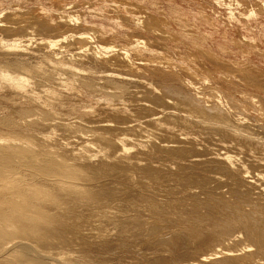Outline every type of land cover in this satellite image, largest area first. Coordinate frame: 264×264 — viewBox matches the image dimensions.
I'll return each mask as SVG.
<instances>
[{"label": "bare ground", "instance_id": "obj_1", "mask_svg": "<svg viewBox=\"0 0 264 264\" xmlns=\"http://www.w3.org/2000/svg\"><path fill=\"white\" fill-rule=\"evenodd\" d=\"M121 3L122 2H120V4ZM154 4H156V2ZM234 4H236L235 0ZM226 6H228L227 3ZM258 8V10H252L250 12V16L257 15V12H259V14H264V2ZM141 13L143 14L142 11ZM72 14H74V12ZM26 15L29 16V20H27L29 22L41 21L38 24V30L40 29V25H42L44 31L47 30V33L55 31L53 34H57L58 31H61L62 33L73 32L75 34L72 29L73 24L71 26L69 19L65 16H61L63 20L59 22V25H47L48 22H44L46 21L45 19H40L41 17L37 10H32L31 12L26 11L25 13L22 12L20 15L18 13L16 14V12L10 14L8 13L5 19L4 17H0V28L6 29V32H8L7 30H10L9 27H11L10 25L8 26V23L11 24L13 22L23 21L24 19H27L25 18ZM54 15H56V13ZM147 17L148 20L144 21L145 27H148L147 29L151 27V30L155 26L157 34L160 31V25L165 24L167 21L164 17H161V19L150 15ZM74 18L79 20V17ZM71 19L73 20L72 17ZM33 23V26L37 25L35 22ZM124 23H126V20ZM32 24L29 23V25ZM21 27L22 26L20 24L18 26V30L21 29ZM33 28L31 27L30 31ZM36 28L35 30H37ZM13 30H15V32L18 31H16V29ZM161 31L164 30L161 28ZM96 32L99 35L98 38L100 37L102 39L103 32L99 29ZM21 34L24 36L28 35L30 37V33H22L21 31ZM53 34L51 33V35ZM76 34L77 35H74V39L72 41L70 40L69 43L66 41L67 37L64 36L62 39L54 38L55 40H48L46 42L43 41L44 43H39L37 40V44L41 45V47H45V49H50L49 52L47 49L46 51L48 54H53V57L55 55V50L53 51L55 46H60L61 44V47H59L61 51V48H63L62 44L66 43V48L67 46L70 47V45L72 48L77 45V49L79 50L77 54H74L75 58L66 60L64 58L67 56L65 48V50L62 49V53H65L66 56L61 54V57L50 59V62L54 67H56L54 68L55 71L60 68V71L66 70L71 73V77H73V75L78 77L76 80L79 81L81 86H88L92 89L96 84H101L104 89L113 90V88L116 89L117 86L122 89L129 88L131 85H135V81L131 79L132 77L143 78L146 74L151 76H147L148 79H152V76L155 77L160 75H164V77L170 75L177 78L176 74L172 72V69L161 70L153 65V67H151L145 64L136 66L131 64L129 61V53L125 51V49L124 52H120L117 48L118 45H105L103 43V39L99 40L97 44H94L93 38L87 34L82 32H76ZM162 34L163 32L161 35ZM17 35L16 37L19 38L18 36L20 34L18 36ZM33 35L35 36V34ZM140 36L141 35H139V38H141ZM165 36L168 37V35ZM105 41L109 42L107 40ZM142 43L146 46L151 45V43H149V45L148 41H144V39L142 40ZM129 44H131V42H129ZM129 47L131 48L132 46ZM21 48H19V50ZM31 49L33 53V50L35 49L32 48V46L30 47V50ZM70 49L71 48H69V50ZM129 50L131 52V49ZM41 51L44 52L42 49ZM200 51L203 58L205 57L207 60L209 59L218 65L229 66L230 72H234L237 77L243 79V81L245 80L248 84H252L256 88L264 90L263 71L252 66L244 65V63H242L243 67H235L225 63L220 57L216 56L209 50L201 49ZM185 53H187V51ZM29 56L32 57V54ZM136 57L134 58L136 59ZM69 58L71 57L69 56ZM188 58L191 59L190 56ZM135 59L133 61H135ZM144 59L139 60L137 57V60L139 61ZM197 59L195 58L196 61H199ZM17 62L18 61H16V63ZM84 63L91 65L92 67L87 68V66L85 67L83 65ZM154 63L156 64L157 62H153L152 64ZM161 63L163 64V62ZM28 64L30 65V63ZM37 64L40 63L37 62ZM158 64L159 63L156 65L158 66ZM200 64L203 67L201 62ZM82 65L86 69L83 68ZM8 66L7 68H9ZM11 66L13 68V65ZM16 66L17 64L15 65V70L20 73V70H17ZM25 66L26 64H24L23 67ZM102 66H105V68L106 66H116L120 69L122 68L121 70H127V72H116L117 70H120L117 68V70L114 68V70L106 69L98 71L97 69ZM3 67H1L0 63V82L10 86L11 90L14 91L17 96L25 97L28 93L29 89L27 90V87L29 86L31 80L24 77L26 73H28L26 71V67L24 68L25 71L22 70L23 73L26 72L25 75L23 74L24 76L22 74L19 75V73H11L13 71L15 72V70H11V72L6 71V68L5 70L2 69ZM204 67L206 71V66ZM220 67L221 66H219V69ZM49 69L53 68L49 67ZM179 69L182 70L181 68ZM39 70L40 67L34 68L35 73H38ZM211 70L212 69H210V71ZM30 71L32 72V70H29V72ZM62 71L61 74H63ZM208 71L209 70H207V72ZM226 71L227 70L225 69V72ZM41 73L44 74L42 71ZM144 73L145 76H142ZM33 74L34 73L32 72V76H34ZM46 74L47 73H45V75ZM43 77L45 76L43 75ZM164 77H161L162 80ZM186 77L188 76L186 75L184 77L185 80H188L189 78L186 79ZM62 78L60 77V79ZM73 81H75V78ZM168 81H170V79ZM147 82H143L142 80L138 82L139 84H136L138 87L142 86L144 88L143 92L145 98L142 97V99H140L138 96L134 95L131 97L127 91H124L129 94L130 97L127 96V99L125 97L127 94H125L124 97L120 96L124 101H126V104L122 105V107L124 106L123 108L118 105L115 106V104L111 103L105 104L113 106L109 117L114 120H108L107 118H104V120L107 119L106 121L114 123H106L104 120H101L102 118L99 120L97 116H93V118H83V116L78 119L73 117L76 119L74 121L72 120L73 122H70L69 120L70 123L68 124L71 126H75L79 129H84L85 131L92 133V137H89L90 139L88 137L85 139L84 137L78 136L79 141H73V143L71 142L66 145H62V141L60 143L62 146H60L59 142H52L59 145L54 149L56 146L54 144L52 149H49V154V150H47V152L45 150L46 154H43V151L40 154L38 153L40 150H37V152L34 150L35 148H32L26 143H18L13 139L0 137V264H72V258L70 256V258H68L66 253L67 251L65 249L62 250L61 248L65 242L73 243L82 241L83 243V240H85L86 244L89 242L91 245L100 246L99 249H101V247L104 248L109 243L113 244L111 241L109 242V238L111 236L113 238L114 236L119 237V239L121 238L120 241H122V238H124V240H130L131 238L136 240V238H142L147 242L150 238H152V236H156L154 233L158 234L156 232H162L163 230L170 232L171 234L168 236L169 238L164 236L166 239L161 237L165 232H162L163 234L161 233V236L160 233L157 235L161 237L159 240L162 238L164 239V241L161 240L164 243L161 245L164 246L166 244L174 251H179L181 246L185 244L195 246L196 249L205 248L209 250L185 264H264V136H256L259 131L258 127L260 126L246 120L244 118L246 117L245 115L243 118L239 117L235 120L232 117L231 112L226 108H223L218 101V95H216V93L221 90H216L217 92L215 94V91L212 92V94H214L213 98L217 96L216 100L208 99L206 101L205 99L207 97L205 99H203L204 97H194L193 95H196L195 92L194 94H191L190 92L182 90V94L178 92L180 95L175 92L170 94L169 92H173L175 89L179 88L177 87L173 90L171 89V86H168L170 90H172L168 92L167 89L165 90V86H162L159 83ZM177 82L180 85V82H183V80H177ZM191 82L192 81L189 83L191 84ZM176 83L174 85H176ZM204 83L208 82L204 81ZM171 84L172 83L170 82V85ZM181 84L183 85L184 83ZM185 84L183 87H185ZM208 84L207 86H209ZM192 85L196 86L195 84ZM133 87L131 88H136ZM138 87L136 88L137 90ZM187 87L188 85H186L185 88ZM204 89L205 88H203V90ZM33 91L35 90L33 89ZM205 92H207V90ZM134 94L138 95L139 92L137 93L136 91ZM106 95L115 99L117 94H111V92L108 91ZM224 96L226 95H223V97ZM229 98L227 97L226 99ZM118 99L120 100V98ZM223 100H225V98H223ZM229 100L231 101V98ZM127 102L129 104H127ZM257 102L259 101H256L255 103ZM260 104L263 105L261 102ZM230 106L231 105H229V107ZM233 106L237 105L233 104ZM257 106H259V104ZM13 109H15V107ZM20 110L17 109V111L22 112V109ZM255 111L256 110H254V112ZM19 112L15 113L18 114ZM257 113H259L258 110ZM240 114L241 112H235L234 116H238ZM88 115L89 113L87 116ZM29 116L26 115V117ZM26 117H24V119ZM36 117H38V114ZM246 118H249V116ZM3 119L5 118L0 120ZM32 119H34V117ZM44 120L50 121L51 119L49 120L48 117V119H43V121ZM4 121H2V123ZM41 122L42 121H34L33 124L35 123V125H39ZM54 122L57 125L60 123V121ZM2 123L0 121V124ZM43 125H45L48 129L53 126L52 124H50L52 126H49V123H43ZM45 126H43V128ZM197 126L203 130H208L209 134L215 133L220 136L219 138H215L211 135L199 139V136H196L195 133ZM125 132H129V134L134 138L125 136ZM260 133H263V131H260ZM4 134L5 133L1 135ZM13 137L15 138V136ZM50 137V134L48 136L39 137L38 141L44 144L48 143V145L50 144L51 146L53 144L50 143ZM78 137L76 138L77 140ZM32 139L34 138L32 137ZM48 145H46V147ZM150 156L159 160L161 164H157L155 161L149 159ZM164 162H171V165L168 163L165 164ZM199 171H202V175H199ZM203 172L210 173V175L206 176ZM195 188H199L203 191L205 197L201 194L200 195L203 198L199 197L200 190L199 193H197L198 190L196 189V191ZM161 193H168L174 197L163 200L159 198L162 196L160 195ZM164 196L166 195L164 194ZM187 217H190V220L186 222L187 224H184L183 219L185 218L186 220ZM138 241L139 240H137V242ZM117 242L118 240L115 244ZM132 242L135 241L132 240ZM156 242H158L157 244H160L159 241ZM115 244L113 246H115ZM126 245L129 246V244ZM161 245L159 247H162ZM122 247L125 246L122 245ZM93 248H95V246ZM163 248L166 249L165 247ZM115 250L117 251V249ZM121 250H123V248ZM130 250H128V252ZM99 252H104V250H99ZM92 254L93 252L91 255ZM107 258L103 259L107 261ZM95 259L92 258L91 260L97 261V259ZM104 260L99 262L101 264H106ZM172 261L168 262V264H173L174 262ZM179 262L178 264H184Z\"/></svg>", "mask_w": 264, "mask_h": 264}, {"label": "rangeland", "instance_id": "obj_2", "mask_svg": "<svg viewBox=\"0 0 264 264\" xmlns=\"http://www.w3.org/2000/svg\"><path fill=\"white\" fill-rule=\"evenodd\" d=\"M117 1H119V2H117ZM238 1H239L240 6L238 5ZM120 2H122L121 3L122 6L123 7L125 6L124 8H126L127 10L121 6ZM155 2H156V4H154ZM216 2H218V3H216ZM263 2H264V0H235L236 4H234V0H126V3H125V0H122V1H120V0H116V1L115 0H0V17H4V19L8 13L10 14V13L16 12V14L18 13L20 15V14H22V12L25 13L26 11L31 12L32 10H34V11L37 10L40 14V17H41V18L40 17L39 18L41 20L45 19L46 21H44V22H46V23L48 22L47 25H53V26L59 25V22L61 20H63L61 18V16H65L66 18L69 19V23H71V26L73 24L72 29L75 32V34L73 32H70V33H64L63 32L64 35L61 31H58L57 34H53L55 31L47 33L46 32L47 30L45 29L46 31H44L42 25H40V29L38 30V27H39L38 24L41 21H33V22H35V24H37V25L33 26L34 23L32 21H30V22L27 21V20H29V18H28L29 16H27V15L25 16V18H27V19H24L23 21L11 23L12 25L14 24L13 26L8 23V26L10 25L11 27H9L10 30H7V31L8 32L13 31L12 33H10V32L8 33V32H6V29L0 28V54L2 55V53L4 52L2 56L0 55V63H1V67H3L5 65L2 69L5 70V68H6V71L11 72V70L12 71L15 70V65L17 64L16 69L20 70V73L17 72L16 70H15V72L13 71L11 73H14V74L19 73V75H21V74L25 75L26 72L23 73V71H25L24 68L26 67V71L28 73H26V75L25 76L23 75V76L28 78L29 80L31 79L29 86H28L29 88L27 87V90L29 89L28 93H27L28 95L26 94L27 97L26 96L25 97L17 96L16 93L11 90L10 86H8L7 84H2L0 82V119L5 118L3 120H0L1 123H2V121L5 120L4 121L5 123L3 122L2 124H0V137L6 138V139H13L15 142H18V143H26V144L30 145L32 148H35L34 149L35 151L40 150L39 152L37 151L40 154L42 153V151H43V154L44 153L46 154L47 150H49V149L51 150L55 144L52 142H56V143L59 142V144H60L63 141V143H61V144L66 145V144H69L71 142L73 143V141L74 142L79 141L78 136L84 137L85 139L87 137L91 138L92 133L85 131L84 129H79L75 126H71L68 123L76 120L74 118L78 119V118L83 117V116H84L83 118H85V117L86 118H88V117L93 118V116H95V117L97 116L99 120L101 118H102L101 120H104V118H107L108 120H114L113 118L109 117V114L113 109L112 108L113 106H110V105L108 106L105 104L111 103V104H115V106L118 105L119 107H122L123 104H126V101H124L121 97H124V95L127 93H129L131 95V97L134 95V96H138V98H140V99H142V97L145 98V95L143 92L144 88L142 86L138 87L136 85L139 81H142V80H143V82L149 81L147 83H151V82L159 83L162 86H165V90L167 89L168 92L172 91L169 88L170 86L172 87L171 89H173V90L177 87L180 89V86H181V89H180L181 92L179 89H175L173 92H169V93L172 94L175 92L178 94V92H179L180 94H182L183 91H187V92H190L191 94H194V92H195L196 95H193L194 97H197V98H203L204 97L203 99H205L207 97L205 99L206 101L208 99L209 100H213V99L216 100L217 96L215 98H213V95L217 92L216 90H218V91L221 90L220 92L216 93V95H218V101L220 102L221 106L223 108H226L227 110H229L232 114V117L235 120H237V118H239V117L243 118L244 115L246 117L249 116V118H246V117H244V118L246 120L251 121L252 123L258 124L260 126V127H258L259 131L256 134V136H264L263 135L264 134V116H263L264 115V90H261L260 88H256L252 84H248L245 82V80L243 81V79L237 77V75L234 72H232V71L230 72L229 66L218 65L217 63H216L217 65H216L215 62H213L209 59L207 60L205 57L203 58V55L200 54L201 49H206V50L213 52L216 56L220 57L225 63H228L232 66L243 67L242 63H244V65L255 67V68L264 72V14H261V13L259 14V12H257V15L250 16V12L252 10H258L259 9L258 7H260ZM226 3L228 6H226ZM13 6H15V7H13ZM70 8H72V9H70ZM117 8H119V9H117ZM141 11L143 12V14L141 13ZM62 12H64V13H62ZM73 12H74V14H72ZM55 13L58 16L54 15ZM230 14H231V16H230ZM28 15H30V14H28ZM149 15L156 17L158 19H161V17H164L167 20L165 24L160 25V27L164 31H161L160 27H159L160 31L158 30L160 32V33L158 32V34L161 35V33L163 32L164 36H163V34L161 36H159L157 34V29L155 28V26L152 28L153 30L152 29L150 30L151 27L149 29H147L148 27L147 28L145 27L144 21L148 20L147 16H149ZM71 17L73 18V20L71 19ZM74 17H79V20H76ZM246 18H248V19H246ZM120 19H123V20H120ZM125 20H126V23H124ZM8 22H10V21H8ZM29 23L30 24L33 23V24L29 25ZM20 24L22 26L21 29H23L24 31L21 29L18 30V26ZM138 24H139V26H138ZM142 25H144V26H142ZM16 26H17V28H16ZM30 26L32 28L34 27L33 29H31V31H30V28H31ZM36 26H37V28H36ZM41 26H42L43 32L41 30ZM24 28H26V29H24ZM35 28L37 30H35ZM13 29H16V31L18 30L17 31L18 35L19 34L20 35L18 36L17 32H15V30H13ZM93 29H95V30H93ZM98 29L103 32L102 33V37H103L102 39L104 40L103 43L105 45H110V44L111 45H118L117 48L120 52H124V49H125V51H127L129 53V56H130L129 61L131 64H134L135 66L140 65V64H145V65L151 66V67L156 66L161 70H169V69L171 70L172 69V72L174 74H176L177 78L172 77L170 75L165 76V77H164V75H162V76L160 75L161 77H164V79L162 80V78L160 76H155L157 79L152 76V79L154 80L153 81L151 78H149V79L147 78V76L151 77L150 75L146 74V76H145V73H144V74H142V76H145L143 78H138V77H132L131 78L128 76L129 78H131L135 81V85L133 84V86H135L136 88L138 87V90L135 87H133L132 85L129 88H125L126 90L119 88L118 86H117V88L115 86L116 89L113 88V90L112 89L107 90L106 88H105L106 89L105 90L101 84H96L91 89L88 86H86V87L81 86L79 84V81L76 80V79H78V77H76L74 75H73V77H71L70 75H72V74L67 72L66 70H63V71L61 70L63 73V74H61V71L59 70L60 68H58L56 70L57 71L56 72L54 69L56 67H54L53 64L50 62V59H55L56 57H61L62 56L61 54H63L64 56L67 55L66 57H64L66 60H70L72 58H75L74 54L75 53L77 54L78 50H79V49H77L78 48L77 45H75L73 48L71 45H70V47L67 46V48H66V43L62 44L63 48H61V51L59 48V47H61V44H60V46L57 45L53 49V51L55 50L54 52L56 55V56L54 55V57H53V54H50V53L48 54L50 49L46 48L48 51L47 52L45 47H41V45L37 44L38 41L40 43L43 41L46 42L48 40H55L54 38H56V39L61 38L62 39L64 36L67 37L66 41H68V43H69L70 40L72 41L74 39V35H77L76 32L77 33L82 32V33L87 34L88 36L93 38L94 44H97V42L99 40H102L100 37H99L100 39L98 38L99 35L96 32V31H98ZM28 30H29V32H28ZM33 30H35V31H33ZM154 30L156 31V33ZM19 31H20V33H19ZM21 31H22V33L23 32L24 33L26 32L28 34L30 33V37L28 35L27 36L22 35ZM36 31H38V32H36ZM33 32H35V33H33ZM123 32H125V33H123ZM51 33L53 35H51ZM93 33H95L97 35L98 40L96 39V35ZM33 34H35V36ZM16 35L20 39L17 38ZM37 35H38V37H37ZM139 35H141L140 37L142 39L139 38ZM165 35H168V37H166ZM20 36H22L23 38ZM133 36H134V38H133ZM170 36H171V38H170ZM172 37H173V39H172ZM166 38H168V39H166ZM143 39H144V41H148V44L151 43L154 50L152 49V46L150 44H149L150 46H146L145 44H143L142 43ZM105 40L109 41L110 43L106 42ZM165 40H167V41H165ZM24 41H27V42H24ZM124 42H126V43H124ZM129 42H131L132 45L129 44ZM21 46L23 49L21 48ZM31 46H32V48L35 49V50H33L35 53L34 52L32 53V49L30 50ZM129 46H132V47L130 48ZM27 47H29V48H27ZM141 47H143V48H141ZM7 48H8V50H7ZM19 48H21V49L19 50ZM65 48H66V50H65ZM69 48H71V49L69 50ZM162 48H164V49H162ZM36 49H40V50H36ZM41 49L44 52H42ZM62 49L65 50L66 55H65V53H62L63 52ZM129 49H131V52ZM157 50H159V51H157ZM186 51L188 54L185 53ZM5 53H6V55H5ZM18 53H19V55H18ZM23 54H24L25 59L23 57ZM30 54H32V57L29 56ZM139 54H141V55H139ZM191 54H193L195 57ZM69 56L71 58H69ZM133 56L134 57L137 56L139 60L144 59V58L146 60L144 59V60L139 61V60H137V57L135 59ZM187 56L188 57L190 56L191 59L188 58ZM195 58L196 59L200 58V59H197L199 61H196ZM134 59H135V61H138V62L133 61ZM170 59H171V61H170ZM149 60H151V61H149ZM16 61H18V62L20 61L21 63L20 62L16 63ZM22 61H24V62H22ZM37 62L40 64H37ZM149 62H152V63L157 62L159 64L157 66L156 65L157 63L152 64ZM161 62H163L164 65ZM178 62H180V63H178ZM200 62L203 64V67L201 66ZM5 63L7 64V66L10 65V63H11V65H13L14 69L12 68L11 65L8 66L9 68H7ZM28 63H30V65ZM24 64H26L25 67H23ZM34 64L36 65V67H40V70L44 74H42L40 70L38 71L39 74L35 73L34 68H36V67ZM44 64H45V66H44ZM27 65H29V66H27ZM40 65H42V66H40ZM83 65L85 67L87 66V68L92 67L91 65H87L85 63ZM83 65H82V67L85 68ZM32 66H34V67H32ZM168 66H170L171 68ZM204 66H206V71H205ZM215 66H218V67H215ZM219 66H221L223 68L220 67V69H219ZM18 67H19V69H18ZM49 67H52L53 69H49ZM164 67H165V69H164ZM110 68H112V69H110ZM114 68H115V70L120 69L119 67H116V66H112V67L106 66V68H105V66L104 67L102 66L97 70L98 71H103L106 69L114 70ZM179 68H181L182 70H180ZM209 68L212 70L210 71ZM121 69L117 70L116 72H122V71L124 72L125 71V69H123V70H121ZM225 69L228 72L227 71L225 72ZM29 70H32V72L34 73L33 74L34 76H32V72L30 71L31 72L30 73ZM207 70H209L210 72L209 71L207 72ZM125 72H127V70ZM220 72H222V73H220ZM40 73H41V75H40ZM45 73H47V74L45 75ZM65 73H66V75H65ZM181 73H182V75H181ZM36 74H38V75H36ZM183 74H184V76H183ZM43 75L45 77H43ZM186 75L188 76V77H186V79L189 78L188 80H185V78H184ZM29 76H31V77H29ZM202 76H204V77H202ZM225 76H226V78H225ZM235 76H236V78H235ZM39 77H41L42 79ZM60 77L61 78L63 77L64 79L63 78L60 79ZM159 77H160V79H159ZM190 77H192V78H190ZM74 78H75V81H73ZM138 79H142V80H138ZM169 79H170V81H168ZM222 79L223 80L225 79V80L223 81ZM65 80L67 83L65 82ZM177 80L178 81L183 80V82H180V85H179ZM39 81H40V83H39ZM167 81H168V83H167ZM174 81H175V83L177 82L176 85H174L175 84ZM190 81H192L191 84L189 83ZM204 81L208 82L209 84L204 83ZM170 82L172 83L171 85H170ZM38 83H39V85H38ZM181 83H184V84L186 83L185 87H186V85H188V87L187 88L183 87L184 84L182 85ZM42 84H44V85H42ZM192 84H195L196 86H194ZM207 84L209 86H207ZM100 85H101V87H100ZM251 85H252V87H251ZM44 86H45V88H44ZM200 86L201 87L203 86V87L201 88ZM131 87H133L135 89H132ZM196 88L199 91H197ZM203 88H205V89L203 90ZM232 88H233V90H232ZM33 89L35 91H33ZM194 89H195V91H194ZM206 90H207V92H205ZM81 91H83V92H81ZM108 91H110L111 94H117L119 97L116 95L115 99L116 98L117 99L115 100L113 97L106 95L108 93ZM124 91L125 92L127 91V93H125ZM136 91H137V93L139 92L138 95L134 94V93H136ZM78 92H79V94H78ZM123 92H124V94H123ZM212 92H214V94H212ZM198 93H200V94H198ZM129 94H127L125 96L127 99H128L127 96L130 97ZM180 94H178V95H180ZM202 94H203V96H202ZM9 95H12V96H9ZM223 95H226V96L223 97ZM227 97L228 98L230 97L231 101L229 100L230 98L226 99ZM118 98H120V100ZM223 98H225V100H223ZM259 99H261V100H259ZM13 100H15V101H13ZM36 100H38V101H36ZM28 101H29V103H28ZM225 101H226V103H225ZM256 101H259V102L255 103ZM227 102H229V103H227ZM260 102L263 105H261ZM127 104H129V103L127 102ZM233 104L237 105V106H233ZM256 104L257 105L259 104V106L260 105L261 106L259 107ZM229 105H231V106L229 107ZM115 106H114V108H115ZM14 107H15V109H13ZM232 107H234V108H232ZM25 108H26V110H25ZM108 108H109V110H108ZM17 109L18 110L22 109V112L17 111ZM35 109H37V110H35ZM260 109H262L263 112ZM33 110H34V112H33ZM254 110H256L255 111L256 114H255ZM257 110L259 113H257ZM24 111H27V112H24ZM41 111H42V113L44 112L43 113L44 116L41 113ZM15 112H19V113L17 114ZM23 112H24V115H23ZM235 112H238V113L241 112V114L238 116H234ZM29 113H31V114H29ZM88 113H89V115L87 116ZM37 114H38V117H36ZM2 115H3V117H2ZM26 115L29 117H26ZM31 115L34 117V119H32L33 117ZM7 117H9V118H7ZM24 117H26L25 118L26 120L24 119ZM48 117H49V120L51 119L50 121L52 123L48 120L47 121L44 120L45 122L43 121V119H48ZM53 117H55L56 119ZM39 118L40 119L42 118V119L40 120ZM71 118H73V119H71ZM107 119L104 120L106 123L108 122V121H106ZM69 120H70V122H69ZM255 120L257 123L255 122ZM32 121L33 122L34 121L35 122L36 121H42L44 124L49 123V126H52V125L53 126L49 127V129H50L49 130L45 125H43L42 122L40 123L42 125L39 124L42 127L41 128L39 125H35V123L33 124ZM54 121H58V122L60 121V123L57 122L58 123V125H57ZM61 121H64V122H61ZM66 121H67V123H66ZM53 123H55V124H53ZM108 123H114V122H108ZM30 124H32V125H30ZM50 124H52V125H50ZM65 124H67V125H65ZM54 125H56L57 127ZM35 126H38V127H35ZM43 126H45V127L43 128ZM41 129H43V130H41ZM65 129H68V130H65ZM195 131L194 132L196 133V136H199V139H202L203 137H207V136H211V135H212V137L214 136L215 138H219V136H220V135H217L215 133L209 134L208 130H203L202 128H200L198 126L196 127ZM205 131H207V132H205ZM260 131L261 132L263 131V133H260ZM3 133H5V134L1 135ZM52 133H53V135H52ZM125 133H126L125 136H130V138H134L132 135L129 134V132H125ZM49 134L51 136L50 137V141H51L50 143H52L53 145L50 146V144L48 145V143L44 144V143H41L40 141H38L39 137L48 136ZM82 135H84V136H82ZM13 136H15V138ZM37 136H39V137H37ZM76 136L78 137V140L76 139L77 138ZM122 136H124V135H122ZM32 137L35 140L32 139ZM35 137L37 138V140ZM62 137H66V138H62ZM30 139H32V140H30ZM53 140H55V141H53ZM37 141L40 143H38ZM33 143H36V144H33ZM38 144H39V146H38ZM61 144H60V146H62ZM42 145H44V146H42ZM46 145H48L47 147H50V148H47ZM58 145H56L54 147V149ZM45 150H46V152H45ZM50 150L48 151V154H49ZM149 159L155 161L157 164H161L159 160L152 158V156H150ZM164 163L165 164L168 163L171 165V162H164ZM203 174L206 176L210 175V173H206V172L205 173L203 172ZM199 175H202V171H199ZM211 175H213V174H211ZM196 189L197 188H195V190ZM197 190H198L197 193H199L200 189L198 188ZM164 194L166 196H164ZM200 194L203 197H205L204 192L201 190H200L199 195ZM160 195H162V196H160L159 198H161L163 200L166 198L174 197L172 195H169L168 193H163V194L161 193ZM201 195L199 197H201ZM203 197H201V198H203ZM185 218L183 219V221H184V224H187L186 222H188L190 220V217H187L186 220H185ZM162 232L163 233L165 232V233L163 234ZM162 232L158 231V232H156L158 234L154 233V235H156V236H152V238H150L149 241H147L149 243H147L142 238H141L142 240L137 239V238L135 240L134 238L133 239L131 238L133 241H135V242H132L131 239L130 240L129 239L124 240V238H122V241H120L121 238L119 239V237H116V236H114V238H113L111 236L109 238V242L111 241L113 244L109 243L108 245L110 247L107 245L104 248L101 247V249H99L100 246L91 245L89 242L86 244L85 240H83V243H82V241L81 242H79V241L73 242V243L65 242L62 245V247L61 246L60 247L62 248V250L65 249L67 251L66 253H67L68 258H70V257L72 258L71 259V261L73 260L71 262L72 264H92V263H94V264L98 263L99 264L100 263L99 261H103L104 260L103 258H107V257H108L107 261L104 260V262H106V264H118V262H119V264H133V263L134 264H168V262H171L172 260H173L172 262H174L175 264H178L179 261H180L179 263L185 264V263L192 261L196 257H198L200 254L209 251L208 249H205V248L196 249L195 246H191L188 244L182 245L179 251H174L173 249H170L168 247V245H166V244H165L166 246L161 245L163 243L161 240L164 241V239H166V238H164V236L169 238L168 236H170V234H171L170 232H166L165 230H163ZM159 233H160V236H161V233L163 234L161 237H163L164 239L162 238L161 240H159L161 238L160 236H157V235H159ZM117 240H118V242L115 244V242ZM137 240H139V241L137 242ZM151 240H153V241H151ZM156 241H159V242L161 241V242H160V244H157L158 242H156ZM122 242L125 244H123ZM114 244H115V246H113ZM126 244H129V246L132 249ZM154 244H155V246H154ZM84 245H86L87 247ZM116 245H117V247H116ZM122 245L125 247H122ZM132 245H133V247H132ZM135 245H136V247H135ZM160 245L162 247H159ZM94 246H95V248H93ZM96 247H98V248H96ZM128 247H129V249H128ZM163 247H165L167 250L170 249V250H168L169 252L166 249H164ZM61 248H58V249H61ZM109 248H112V249H109ZM122 248H123V250L125 249L124 251L126 253L123 250H121ZM98 249L100 251L104 250V252H99ZM115 249H117V251ZM92 250H94L95 252ZM96 250H98V251H96ZM119 250H120V252H119ZM128 250H130L131 252L130 251L128 252ZM134 251H136V252H134ZM92 252H93V254L91 255ZM87 253H89L90 255ZM101 253H103V254H101ZM169 253H170V255H169ZM95 254L97 255V257ZM92 258H94V259L96 258L97 261L91 260ZM157 258H158V260H157ZM168 260H170V261H168ZM92 261H94V262H92Z\"/></svg>", "mask_w": 264, "mask_h": 264}]
</instances>
